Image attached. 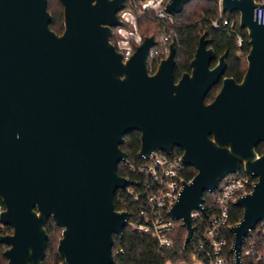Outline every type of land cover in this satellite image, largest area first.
<instances>
[{"label":"water","instance_id":"obj_1","mask_svg":"<svg viewBox=\"0 0 264 264\" xmlns=\"http://www.w3.org/2000/svg\"><path fill=\"white\" fill-rule=\"evenodd\" d=\"M143 1V0H139ZM208 1V0H205ZM47 0H0V234L6 264H43L49 218L61 229L62 264H115L113 234L122 237L129 213L118 210L117 190L133 183L117 172L128 155V132L140 138L138 157L181 147V162L196 170L182 180L169 210L185 227L183 251L193 240L192 211L204 212L203 195L227 175L255 178L233 203L242 210L230 227L233 264L241 245L264 222V25L255 0H221L237 12L248 34L247 68L240 82L221 80L227 52L217 63L206 34L198 39L190 72L175 80V45L155 72L147 67L154 36H144L123 60L111 42L125 0H59L63 29H50ZM191 0H169L173 16ZM264 5V3H262Z\"/></svg>","mask_w":264,"mask_h":264},{"label":"built area","instance_id":"obj_2","mask_svg":"<svg viewBox=\"0 0 264 264\" xmlns=\"http://www.w3.org/2000/svg\"><path fill=\"white\" fill-rule=\"evenodd\" d=\"M220 1L218 0V17L210 19L209 26L215 30H223L227 37L233 38L236 45L240 47L243 43V34L237 30L234 18L223 16ZM255 1L258 6L254 8V18L264 25V5H262L264 0ZM168 2L169 0L140 2L132 0L126 2L123 10L117 13L122 25L113 28L111 42L115 50L123 55V60L130 57L135 47L143 41L144 35L138 31L140 18L151 15L161 22V26L153 35L156 44L148 51L147 67L150 72L157 70L159 61L168 55L169 45L174 44L175 38L172 30V16L165 11V5ZM137 158V161L127 158L121 162L126 172L124 177L133 182L121 189L125 191L124 194L134 206V209L129 212L126 223L132 231L155 239L160 247L170 248L173 245L172 233L177 221L171 217L169 210L179 196L182 188L181 181L190 179L186 178L181 155L154 151L148 158L143 156H137ZM255 180L245 171L225 176L213 193H209L213 197L207 203L209 215L206 217V227L202 239L194 244L189 254L190 261L173 263L167 260L164 264H230L225 253L226 233L229 232L232 235L230 227L238 222L230 220L233 213L232 206H235L233 201L250 192ZM203 208L204 212L197 210L190 213L191 221L206 214L204 204ZM192 242L193 240L190 243ZM118 251L121 252V249ZM229 252L231 253V247ZM240 257L242 264H264V222H259L245 236ZM233 262L234 254L231 264Z\"/></svg>","mask_w":264,"mask_h":264},{"label":"trees","instance_id":"obj_3","mask_svg":"<svg viewBox=\"0 0 264 264\" xmlns=\"http://www.w3.org/2000/svg\"><path fill=\"white\" fill-rule=\"evenodd\" d=\"M137 1V0H135ZM53 2L58 5L57 11L53 7ZM47 9L52 16V23L50 24V29L54 32L60 33L63 29L62 21V4L59 0H47ZM55 10V11H54ZM218 0H191L186 4L183 10L174 14L171 18L173 20L172 30L175 35V66L174 75L175 79L179 78L184 72H189V62L192 59L194 50L197 46L198 39L202 33L206 34L208 39V47H211L216 55H221L227 52V71L226 75L233 76L236 80H239L245 70V56L249 52L248 44V34L244 29L239 28V16L237 12H225L223 16H228L234 18L236 21V28L239 33L243 34V43L240 47L236 45L233 38L227 37L223 30H215L209 26L210 19L217 18L218 16ZM149 19V20H147ZM142 20H147L149 22L148 28L145 29V33H142L138 28L140 34L144 36L154 35L158 28L161 26L159 20L154 19L151 15H146L141 17L138 25ZM113 40V37H111ZM219 90V84L214 85L204 98V102L209 103L214 95ZM125 141L120 146L121 150L128 155L130 160L137 161V152L140 147V138L137 131L128 132L125 135ZM180 154V150H174L173 154ZM185 174L187 179H191L196 170L192 167H185ZM117 172L121 176H125L126 172L122 168V164L119 163ZM125 191L119 189L115 193L114 202L118 210H125L128 213L134 209L129 198L124 194ZM212 195L205 192L203 195L205 215H200L197 220L193 221L195 226V231L193 234V242L190 243L186 250L183 251L182 245L184 242V237L186 234L185 227L181 222H177L175 229L172 233L173 245L170 248L160 247L155 239L148 236H144L132 231L131 227L126 225L123 229L122 237L119 238L117 235L113 234V248L112 255L115 259V264H164L165 261L169 260L173 263L181 261H190V252L193 249L194 244L198 243L202 239L203 231L206 227V217L209 215L208 204ZM0 206L2 207V202L0 199ZM232 215L230 220L232 222L239 221L242 216V210L237 206H232ZM11 227L2 226L0 224V234L10 233ZM46 231L48 238L46 240V250L45 258L43 264H49L50 259H48L47 250L51 247L53 243H57L58 238L61 234V229L54 225L51 218L46 223ZM227 245L225 247V253L229 259L230 264L232 263L233 254L229 252L232 245L233 237L227 232ZM5 246L0 244V264H6L7 260L3 255ZM121 249V252L118 251ZM53 264H59L63 262V259L57 255V245L56 251L54 252ZM245 263V259H243Z\"/></svg>","mask_w":264,"mask_h":264},{"label":"flooded vegetation","instance_id":"obj_4","mask_svg":"<svg viewBox=\"0 0 264 264\" xmlns=\"http://www.w3.org/2000/svg\"><path fill=\"white\" fill-rule=\"evenodd\" d=\"M226 53V52H225ZM216 54V53H215ZM224 54V53H223ZM223 54H221V55H223ZM221 55H216V59L215 60H213V61H211L210 62V66H213V65H215L216 63H217V60H218V58L221 56ZM247 55V54H246ZM225 67H226V69H225V71H224V73H223V75L221 76V78H220V80H219V82L218 83H216V84H219V90H220V88H221V80L223 79V78H227V77H232L236 82H240L241 80H242V77H243V75H244V73H245V71H246V68H247V61H246V56H245V70H244V73L242 74V76H241V78L239 79V80H236L233 76H231V75H226V71H227V55H226V59H225ZM187 72V71H186ZM190 72V71H189ZM181 76V75H180ZM178 79V78H177ZM176 80V79H175ZM218 90V91H219ZM180 150V154L178 153V154H175V155H181L182 156V149H181V147H174L173 148V150H172V153H173V151L174 150ZM254 151L256 152V154L258 155V156H261V155H263V153H264V142L263 143H259V144H257L255 147H254ZM243 167V165H241V167H240V171H244V169L242 168ZM194 169V168H193Z\"/></svg>","mask_w":264,"mask_h":264},{"label":"rangeland","instance_id":"obj_5","mask_svg":"<svg viewBox=\"0 0 264 264\" xmlns=\"http://www.w3.org/2000/svg\"><path fill=\"white\" fill-rule=\"evenodd\" d=\"M125 1L126 2H131L132 0H125ZM52 4H53L54 9L56 8V11H57L58 5L56 4V2H53ZM147 20H149V19H147ZM147 20H145V21L142 20L141 23H140V26L138 25V28L140 29V31L142 33H144L145 29L148 28V26L150 25ZM145 33H147V32H145ZM56 245H57V243H53L51 245V247L47 250L48 259H50V263L49 264H53V261H54V259H53L54 255L53 254L56 251ZM59 264H62V263H59Z\"/></svg>","mask_w":264,"mask_h":264}]
</instances>
